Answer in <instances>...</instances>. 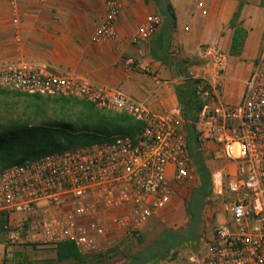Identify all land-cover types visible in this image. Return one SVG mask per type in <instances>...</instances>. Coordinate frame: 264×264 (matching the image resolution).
<instances>
[{
  "label": "built area",
  "instance_id": "2783aa9c",
  "mask_svg": "<svg viewBox=\"0 0 264 264\" xmlns=\"http://www.w3.org/2000/svg\"><path fill=\"white\" fill-rule=\"evenodd\" d=\"M19 1L8 0L14 12ZM101 3L104 14L91 40H117L121 2ZM161 24L160 14L146 16L129 42L149 41ZM18 26L14 15L16 39ZM201 53L213 73L192 78L201 104L193 128L200 156L217 164L209 173L207 197L216 223L201 239L200 250L177 253L171 263L264 264V36L234 106L224 104L215 90L224 56L215 46L203 47ZM124 64L146 73L137 58H126ZM0 88L76 97L96 109L129 115L141 125L132 136L115 135L0 169L3 233L26 228L36 247L54 248L67 241L84 256H112L129 239L139 238L152 219L163 222L178 189H188L199 177L179 105L152 113L118 88L24 60L0 63Z\"/></svg>",
  "mask_w": 264,
  "mask_h": 264
},
{
  "label": "crops",
  "instance_id": "0c3cea01",
  "mask_svg": "<svg viewBox=\"0 0 264 264\" xmlns=\"http://www.w3.org/2000/svg\"><path fill=\"white\" fill-rule=\"evenodd\" d=\"M165 1L174 15V29L162 62L150 48L162 24L149 41L129 42L146 16L160 14L151 0H120L119 37L100 42L91 37L104 14L101 0H22L15 12L8 0H0V63L24 60L51 71H69L118 88L159 114L178 105L174 85L186 74L178 70L182 67L179 59L201 56V48L215 46L224 56L215 90L224 104L237 105L264 36V0ZM14 15L19 20L17 39L12 29ZM236 28L243 37L239 54L232 56ZM129 57L137 58L146 73L129 69L124 64ZM206 73L210 76L213 70L206 66Z\"/></svg>",
  "mask_w": 264,
  "mask_h": 264
},
{
  "label": "trees",
  "instance_id": "16d2710c",
  "mask_svg": "<svg viewBox=\"0 0 264 264\" xmlns=\"http://www.w3.org/2000/svg\"><path fill=\"white\" fill-rule=\"evenodd\" d=\"M151 1L157 7L163 21L161 28L152 38L150 48L155 59L165 62L174 29V15L165 0ZM242 37L243 34L236 28L230 55L239 54ZM184 79L183 84L176 87L175 93L181 116L185 121L190 157L198 168L200 181V184L191 190L185 203V212L188 216L185 226L180 229L163 228L153 241L135 252L128 253V246L133 241L140 245L143 243L141 234L137 239H129L121 248L113 250L112 256L105 258L84 256L71 242H58L54 247V262L59 264L73 261L84 264L88 258L94 264H158L166 258L175 259L178 253L175 250L178 246L197 239L202 210L210 194V188L209 176L202 168L193 128V122L201 109V104L195 96L196 81L187 76ZM5 91L7 90L0 88V93ZM22 94L31 97L32 102L20 114L11 115L0 127V169L28 158L109 140L115 135L132 136L141 128L139 122L131 116L96 109L83 99L72 96H45L46 98L42 99L39 94ZM51 105H57L61 110H65L49 111ZM1 230L2 222H0L2 235Z\"/></svg>",
  "mask_w": 264,
  "mask_h": 264
},
{
  "label": "rangeland",
  "instance_id": "374dc122",
  "mask_svg": "<svg viewBox=\"0 0 264 264\" xmlns=\"http://www.w3.org/2000/svg\"><path fill=\"white\" fill-rule=\"evenodd\" d=\"M179 60H182V67L178 68V70H184V73H186L185 76L189 79L192 80V78L201 77L206 78V60L202 57V55H196ZM184 81L185 79L176 81V84L174 85L175 91L176 87L181 86ZM45 98V96H42V99ZM30 102H32L31 97L18 93V91L7 90L4 93H0V127L6 123V120L11 115L20 114ZM64 110H61L57 105H51L49 107V111L61 112ZM234 149L235 153H237L236 146ZM201 164L202 168L208 173V176L211 169L217 165L208 157L204 156L201 157ZM199 184V177H197L195 181L189 184L188 189H184L182 191L181 189H178L179 192L174 196V202L171 205L172 207L165 212L164 221L161 222L158 219H152L142 231L141 238L143 239V243L140 245L138 242L133 241L130 246H128V253L135 252L142 246H145L153 241L163 228H183L188 219L185 212V203L189 199L191 190ZM212 209L213 204L207 200L202 210V218L199 223L197 239L188 244L178 246L177 252L179 255L183 256L188 252L197 251L202 248L201 239L208 237L214 226L215 216ZM54 260V248L36 247L32 245L26 228L22 231L12 229L10 233L0 234V264H58L54 262ZM171 261L172 260H170V258H166L158 264H175L171 263ZM59 264L78 263L67 261ZM84 264H94V262L87 258Z\"/></svg>",
  "mask_w": 264,
  "mask_h": 264
}]
</instances>
